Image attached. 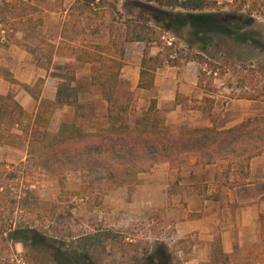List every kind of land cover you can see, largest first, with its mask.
I'll return each mask as SVG.
<instances>
[{
    "label": "rangeland",
    "instance_id": "rangeland-1",
    "mask_svg": "<svg viewBox=\"0 0 264 264\" xmlns=\"http://www.w3.org/2000/svg\"><path fill=\"white\" fill-rule=\"evenodd\" d=\"M213 2L216 3L214 9L192 12L160 7L145 0H112L103 4L98 0H47L48 8L41 15L43 26L34 34H15L16 38L40 51L31 55L14 45L3 47L2 42L13 29L8 12L14 5L24 7V2L0 0V22L9 23L5 31L0 32V66L6 67L22 84L32 86L42 79L41 98L50 101L55 100L57 86L68 83L77 90V102L84 107L79 115L85 118L80 121L89 124L91 129L98 128L104 124L105 104L97 90L89 85L91 64L77 62L75 54L82 49L93 53L98 50L94 51V47H99L98 54L105 63L117 61L125 27L123 22L139 21L155 32V41L138 46L135 43L123 45V65L129 54L138 50L146 51L148 57L159 55L164 62L158 69L167 66L165 50L159 42V36L166 34L174 39L178 55L173 68L181 71L191 63L199 69L197 60L203 62L205 68L207 65L217 68V76H211L216 79L208 89L212 92L211 109L193 97L190 103L187 98H175V105L180 107L165 117L169 130L176 134L181 128L233 127L247 118L264 116V0ZM197 14L224 20L222 25L228 33L219 30L198 33L181 25L184 17ZM156 15L168 19L169 23L173 17L176 20H172V28H168V23L158 20ZM110 24L111 33L108 31ZM46 45L56 49L48 67L44 57ZM7 92L13 94L24 110L36 108L37 103L19 86L9 85L0 78V94ZM117 98L128 104L130 117L139 115L149 100L145 93L131 92L125 80L121 81ZM172 107V104L165 105L163 114ZM201 108L209 112L200 114L198 109ZM188 109H194L196 115L188 113ZM75 115L72 106L57 105L46 130L56 133L62 122H71ZM192 115L198 123L190 122ZM181 119L189 121L181 122ZM40 132L30 120L24 119L14 129L15 143L0 145V164L13 166L14 169L6 168V171L16 177L7 183L15 191L33 190L42 204L32 213L21 214L15 210L8 222L0 225L6 228L11 221L13 229L15 223H26L34 229H42L44 241L41 246L28 243L27 248L9 247L4 235V240L0 239V264H264V241L259 239L258 231V215L264 214V153L248 164L251 177L240 174L236 166L231 165L233 171L228 173L227 182L224 174H220L225 171V162L193 172L185 169L187 155L182 156L169 164L176 174L163 190L165 203L158 208L149 207V204L129 205L126 198L121 200L118 189L105 193L103 173L67 172L59 179L35 170L33 163L26 164L27 149L30 138ZM157 166L140 175L141 185L152 182L150 176ZM214 173L220 175L216 187L208 181ZM193 181L198 184L197 192L184 191L185 185ZM178 194L180 198H170ZM213 197L219 201L208 200ZM153 204H157L155 198ZM7 207L0 202L2 217L7 215ZM50 208L56 212V220L50 219L45 212ZM213 212L217 213L218 220L214 228L207 222L199 229L187 230L191 221ZM50 227L61 233L54 234ZM52 245L57 248L52 249ZM218 250L229 254V258L218 257ZM6 258H12L13 263L5 262Z\"/></svg>",
    "mask_w": 264,
    "mask_h": 264
},
{
    "label": "trees",
    "instance_id": "trees-1",
    "mask_svg": "<svg viewBox=\"0 0 264 264\" xmlns=\"http://www.w3.org/2000/svg\"><path fill=\"white\" fill-rule=\"evenodd\" d=\"M21 1L24 2V7L19 8L14 5L8 12L13 29L12 34L6 37L2 45L3 47L14 45L34 55L40 51H36L16 38L15 34H34L43 26L44 20L41 15L48 8L47 0ZM98 1L103 4L104 1L112 0ZM145 2L192 12H204L216 7V3L212 0H145ZM156 16L160 21H168L159 15ZM174 19L175 17L172 20ZM222 21L216 16L197 14L184 17L180 23L198 33L204 30L228 33ZM123 23L125 27L121 37L122 45L117 53L120 58L117 61L112 59L113 61L109 64L105 63L98 54L99 47H94V51L98 50L93 53L82 49L75 54L77 62L91 64L89 85L97 90L105 104V119L101 127L91 129L89 124L86 125L82 120L80 121L85 118L83 114L79 115V111L84 107L77 102V90L70 87L68 83L57 86L55 100L50 101L41 98L42 79H38L32 86L22 84L6 67L0 66V78L9 85L19 86L37 103L34 110L26 111L17 103L11 92L5 95L0 94V145H13L16 139L14 129L19 127L22 120H30L32 126L41 132L30 138L28 142L26 164L31 162L35 170L51 174L59 179H63L67 172L103 173L104 192L125 188L128 203L132 201L135 188L141 185L140 175L157 165L177 162L187 154L196 155L197 163L202 166H217L225 162V171L220 174H224L226 182L228 173L233 171L231 165H235L240 174H246L250 160L264 153V116L247 118L226 129L211 125L202 128H181L174 134L165 125V118L157 109L156 100L150 99L147 107L139 115L130 117L128 104L117 98L121 84L119 75L123 67V45L150 44L155 41L156 34L146 23L133 20H126ZM166 23L168 28H172L169 22ZM6 24H9L8 21L0 22V32L5 31ZM111 26L110 24L108 27L109 33L112 32ZM46 46L44 57L45 65L48 67L56 49L53 45ZM170 54H172L171 50L165 49L164 60L168 66L175 67L177 60L169 59ZM163 62L159 59V55L148 57L147 52H143L137 89L148 91L156 88V71ZM197 63L200 64L197 89L204 95L203 103L208 104L209 110L213 99H210L212 92L208 89L211 88L212 80H214L211 76L214 73L217 76V68H211V65L205 68L204 63L199 60ZM176 98H179V95H176ZM63 103L73 107L75 118L71 122H62L56 133H50L46 129L52 113L57 105ZM198 110L202 114L209 112L204 108ZM6 168H13V166L0 164V202L8 205L7 215L2 217L0 213V224L8 222L15 210L21 214L32 213L42 205L33 190L27 188L24 191H15V188L7 183L15 180L16 177L12 172L7 173ZM219 179L220 175L215 173L214 183L217 184ZM208 200L217 201L218 198L213 197ZM160 210L163 212V209ZM45 212L50 219L56 220V212L53 209L50 208ZM11 227V221L7 223L6 228L0 225V239L3 241V236L6 235L5 240L9 241V247L18 245L27 248L28 243L32 246H41L44 241L42 229H34L22 222L15 223L13 229ZM50 231L54 234L61 233L54 227H50ZM258 231L259 239L264 241V214L258 215ZM53 248L57 247L52 245ZM216 254L225 260L230 256L219 250ZM4 261L13 263L12 258H6Z\"/></svg>",
    "mask_w": 264,
    "mask_h": 264
},
{
    "label": "crops",
    "instance_id": "crops-1",
    "mask_svg": "<svg viewBox=\"0 0 264 264\" xmlns=\"http://www.w3.org/2000/svg\"><path fill=\"white\" fill-rule=\"evenodd\" d=\"M212 1H217V0H212ZM138 44L139 43H135V46H138ZM125 55L127 56V53ZM142 56H143V52L141 53L138 50H135L129 54V59H125V63L120 70V75H119L120 81L125 80L126 82H128L131 92L136 90L139 93H145L147 95V99L149 100L155 99L157 109L160 110L161 112L162 110H164L163 107L165 105H169V104L174 105V107L169 109V112L165 111L164 112L165 114H163L162 112L164 118L165 117L168 118L170 114H174V112L177 109H179L180 106L177 104L175 105L174 103L176 95H179V97H182L184 99L187 98L188 103H190L189 102L190 97H193L194 99L196 98L203 102L204 95L199 89H197L198 69L194 67L193 65H191V63H188L185 67H183L181 71L176 68L170 67L168 65L163 66L161 70L157 69L156 71V88H153L148 91L137 89V85L139 82V71H140V63H141ZM149 100H148V103H149ZM188 110H189L188 113L193 112L194 113L193 115H196L197 113V112H194V109H188ZM193 115L191 116L192 119H189L190 122L192 124L198 123L196 116H193ZM189 120L185 121V119H181L180 121L187 122ZM184 160L186 162L185 169L188 171L192 170L194 172L195 170V172L196 171L198 172L199 170H203V169L206 170L207 168L214 167V165L202 166L201 164H198L197 156L192 155V154H187V158L185 157ZM152 171L153 173L150 176V178L152 179V182L144 183L143 185L137 186L133 192L132 201L130 202L129 205H132V204L137 205L139 203V204H142L143 206H147V204H149L150 205L149 207H151V205L156 206L158 208L163 207L165 203L163 200H165V195H166V193L163 190L167 188L168 186L167 184L169 183V181L173 180L171 178L173 174H176V171H174V169L170 170L169 164L167 163L157 166V170H152ZM195 174H198V173H195ZM246 174L248 177H251V167L248 168V171ZM214 175L215 173L209 177L210 179L208 181L211 182L212 186L216 187L217 184L214 183ZM178 185L181 186L182 182H179ZM185 186L186 187L184 188V191L189 190L191 192H197L196 191V187L198 186L197 182L193 181ZM118 190H117L118 192L117 194L121 196V200H123V197L124 199L127 198V191L125 188H119ZM114 192L115 191L111 193H114ZM144 193H147L148 196L144 195ZM178 195L179 196L171 195L170 198L171 199L180 198V194ZM184 197L186 200L185 195ZM154 198L157 201V204H153ZM160 198L162 199L160 200ZM218 201L219 199L214 202H218ZM207 222H211V226L214 228L218 224L217 213L213 212L203 218L191 221V223L187 224V226H189L190 229H187L188 227H186V229L196 230V229L201 228L203 225L207 224Z\"/></svg>",
    "mask_w": 264,
    "mask_h": 264
},
{
    "label": "built area",
    "instance_id": "built-area-1",
    "mask_svg": "<svg viewBox=\"0 0 264 264\" xmlns=\"http://www.w3.org/2000/svg\"><path fill=\"white\" fill-rule=\"evenodd\" d=\"M159 42L163 45L164 50L165 49H170L171 53L169 56V59L171 60H178V55L176 52V47H175V41L172 37H169L166 34L160 35L159 36ZM212 76L216 77V74L214 73ZM216 78H214L215 80Z\"/></svg>",
    "mask_w": 264,
    "mask_h": 264
}]
</instances>
